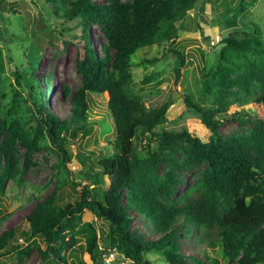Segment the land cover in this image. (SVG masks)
Instances as JSON below:
<instances>
[{
	"label": "trees",
	"instance_id": "1",
	"mask_svg": "<svg viewBox=\"0 0 264 264\" xmlns=\"http://www.w3.org/2000/svg\"><path fill=\"white\" fill-rule=\"evenodd\" d=\"M46 1L52 2L66 21L82 27L76 66L84 81L69 98V119L61 120L47 113L43 93L39 91L41 102L35 106L40 118L33 136L21 129L18 134L16 127L6 131L0 195L11 175L17 140H22L31 156L45 147L39 143L47 138L61 164L70 162L63 144L75 143L90 134V127L86 125L90 92L107 96V108L115 130L114 154L99 160L86 157L79 161L86 173L83 171L82 178L72 181L74 186L81 188L78 200L61 205L56 197L57 187L44 201L37 202L20 224L3 231L0 234L1 264H8L4 260L11 256L15 264H23L31 249H24L19 244L20 239L36 248L44 264H102L98 261L101 256L112 251L131 264H152L146 258L149 253L162 256L167 264H220L209 253V250L215 252L217 244L227 264H264L262 31L256 28L245 38L228 36L221 42L224 48L219 61L206 72L208 80L204 83L206 92L212 97V106L202 107L192 95L185 97L188 108L201 116L204 128L201 134L185 128L156 131L165 121L172 102H164L156 108L145 107L129 85V57L138 50L164 42L173 47L180 30H187L181 23L201 0H127V3L109 0L107 6L94 0ZM212 1L202 0L199 10L204 11L205 5ZM243 2L237 0L230 6L228 0L227 14L235 10L242 13ZM225 22L227 28L238 26L229 18ZM90 25L98 26L107 40L101 51L106 57L104 62L109 59L117 71V81L106 77L98 53L89 44ZM168 52L178 53L180 63L184 62V55L178 50L169 48ZM176 75L179 77V73ZM45 82L49 85L51 77ZM232 89L245 93L253 90L257 118L240 121L243 126L253 125L249 136L226 140L220 135L222 123L217 115L232 102H239L231 99ZM68 95L67 91L64 97ZM141 134L146 140L145 146ZM152 145H156L157 150L153 151ZM140 148L143 150L139 151ZM159 163L171 166L163 179L157 176ZM199 165L205 167L200 178L191 189L177 195L179 180L175 169ZM83 178L88 184H83ZM130 209L145 220L147 238L138 227L131 228ZM84 210L107 224L105 238L98 240L90 224H81ZM185 228L189 236L198 232L196 255L189 254V249L182 250L179 234ZM67 235H71V239L65 240ZM38 241L44 244V250ZM74 250L87 255L90 263L82 259L74 261L70 257Z\"/></svg>",
	"mask_w": 264,
	"mask_h": 264
},
{
	"label": "rangeland",
	"instance_id": "2",
	"mask_svg": "<svg viewBox=\"0 0 264 264\" xmlns=\"http://www.w3.org/2000/svg\"><path fill=\"white\" fill-rule=\"evenodd\" d=\"M120 1L127 3V0ZM227 1L213 0L205 5L204 11L199 10L202 0L199 1L190 16L181 23L187 30H180L179 39L173 47L164 42L138 50L129 57V85L131 90L139 95L145 107L156 108L164 102H172L166 111L165 121L156 131H180L185 128L201 134L204 131L201 116L188 108L185 97L192 95L202 107L212 106V97L206 92L204 83L208 80L206 72L219 61L224 48L221 42L228 36L245 38L248 34L252 35L256 28L264 34V0H243V12L235 10L229 15L226 11ZM94 2L107 6L109 0ZM227 18L234 20L238 26L227 28ZM176 25L179 26L180 23ZM82 34V27L66 21L50 1L0 0V177L5 166L2 146L6 131L16 127L18 134V129H21L33 136L40 118L35 106L41 102L39 91L43 93L41 96L47 113L61 120L71 117L69 98L82 87L84 81L76 66ZM88 35L89 44L96 50L102 66L105 67L106 77L117 81L118 74L111 61L106 59L104 62L106 57L101 51V46L107 44V40L102 31L98 26L90 25ZM169 48H174L184 55L182 64L178 53L168 52ZM176 73H179V77ZM48 77H51L49 85L45 82ZM67 91L69 95L64 97ZM174 93L177 98L172 100ZM89 96L86 125L90 127V134L75 143L63 144L70 155V162L64 166L47 138L41 139L39 143L45 147L31 156L22 140L15 142L14 165L0 195V234L20 224L35 204L44 201L57 187L59 190L56 197L61 205L78 200L81 188L74 186L72 181L74 178H82L80 175L83 171L86 173L79 161L86 157L99 160L114 154L112 143L115 140V130L107 108V96L97 92H90ZM231 99H237L239 102H232L223 113L217 115V119L222 123L220 135L226 140L249 136L253 125L243 126L240 121L257 118L256 95L253 90L245 93L232 89ZM140 139L145 146L147 143L143 134ZM142 150L143 148L139 149ZM152 150H157V146L152 145ZM89 153H93V156H87ZM139 154L144 156L140 152ZM204 168V165H199L191 169H175L179 180L177 195L191 189ZM169 170L170 165L159 163L157 176L163 179ZM82 181L83 184H88L84 178ZM129 215L131 228L138 227L139 232L147 238L145 220L139 217L134 209H130ZM81 224H90L97 232L98 240L105 238L108 233L107 224L88 210H84ZM25 229H28L27 224ZM197 235L198 232L189 236L186 228L179 234L183 252L189 249V254H197ZM69 239L71 235H67L65 240ZM19 244L24 249H31L23 264H44L35 247L24 239H20ZM38 244L45 249L42 242L38 241ZM112 252L114 257L110 258L109 262L108 254L101 256L98 261L102 264H131L119 253ZM209 253L214 255L220 264H227L226 260L222 259L219 244L216 245L215 252L209 250ZM70 257L76 262L82 259L90 263L87 255L79 250L72 251ZM146 258L152 264H167L162 256L155 253L147 254ZM14 260L11 256L4 261L15 264Z\"/></svg>",
	"mask_w": 264,
	"mask_h": 264
},
{
	"label": "water",
	"instance_id": "3",
	"mask_svg": "<svg viewBox=\"0 0 264 264\" xmlns=\"http://www.w3.org/2000/svg\"><path fill=\"white\" fill-rule=\"evenodd\" d=\"M235 2H236V0H230V6H233ZM176 98H177V95L174 93V94L172 95V100H174V99H176Z\"/></svg>",
	"mask_w": 264,
	"mask_h": 264
},
{
	"label": "built area",
	"instance_id": "4",
	"mask_svg": "<svg viewBox=\"0 0 264 264\" xmlns=\"http://www.w3.org/2000/svg\"><path fill=\"white\" fill-rule=\"evenodd\" d=\"M107 256H108L107 257L108 258L107 261L109 262L111 260L110 258L114 257V254H113V252H110Z\"/></svg>",
	"mask_w": 264,
	"mask_h": 264
}]
</instances>
